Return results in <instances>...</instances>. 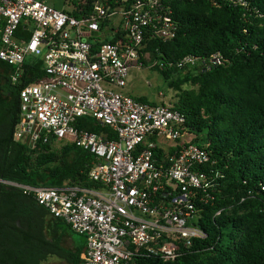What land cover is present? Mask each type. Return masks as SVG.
I'll use <instances>...</instances> for the list:
<instances>
[{"label":"built area","instance_id":"2783aa9c","mask_svg":"<svg viewBox=\"0 0 264 264\" xmlns=\"http://www.w3.org/2000/svg\"><path fill=\"white\" fill-rule=\"evenodd\" d=\"M113 1L98 0L90 16L76 19L42 0H0V61L10 67L12 84L23 78L26 61H40L44 72L19 93L13 140L31 150L74 144L94 157L89 180L98 187L0 184L31 196L84 237L82 264H136L148 256L172 262L193 240L206 238L192 224L199 218L193 200L211 187L200 169L211 159L181 134L182 113L122 93L130 70L140 65L147 29L164 41L175 37L161 0H133L111 10ZM120 33L122 41H103ZM221 63L219 53L201 60L189 55L176 67L206 71ZM82 117L97 120L116 139L77 128Z\"/></svg>","mask_w":264,"mask_h":264},{"label":"trees","instance_id":"16d2710c","mask_svg":"<svg viewBox=\"0 0 264 264\" xmlns=\"http://www.w3.org/2000/svg\"><path fill=\"white\" fill-rule=\"evenodd\" d=\"M97 1L65 0L71 10L63 12L83 19ZM132 1L115 0L111 10L128 8ZM161 2L176 34L164 41L148 28L139 49V68L157 72L176 92L171 106L185 117L180 132L208 151L211 162L200 169L211 187L193 200L199 218L192 224L206 238L193 240L172 262L148 256L138 257L136 264H264V0ZM103 41H122L121 33ZM91 45L97 48L99 43ZM215 53L222 63L209 70L176 67L185 56L201 60ZM10 72L0 61V180L31 187L97 188L89 180L95 161L90 153L69 143L39 144L31 150L13 140L19 93L44 72L38 60L26 61L23 78L14 84ZM75 126L116 139L92 118H79ZM201 196L209 199L200 202ZM49 218L34 198L0 184V264H42L49 257L82 264L84 243L71 250L61 245L62 236L47 238ZM64 232L75 235L66 225Z\"/></svg>","mask_w":264,"mask_h":264},{"label":"rangeland","instance_id":"374dc122","mask_svg":"<svg viewBox=\"0 0 264 264\" xmlns=\"http://www.w3.org/2000/svg\"><path fill=\"white\" fill-rule=\"evenodd\" d=\"M46 5L54 8L58 11L70 12L71 7L65 4V0H42ZM133 93L134 96L137 97H145L148 102L154 103H163L166 105H172L175 101V91L169 88L161 78V76L155 72L150 70L149 68L141 69L139 67H134L130 70L127 86L123 90V94L127 95V93ZM188 139L192 136H188ZM57 221L49 218L46 224L45 234L47 238H55L59 234L62 235L61 245L65 248L74 250L72 245V241L69 236L65 233L62 234L60 229L57 227ZM77 239H80V235H74ZM42 264H66L62 260H58L57 258H49L47 261Z\"/></svg>","mask_w":264,"mask_h":264},{"label":"crops","instance_id":"0c3cea01","mask_svg":"<svg viewBox=\"0 0 264 264\" xmlns=\"http://www.w3.org/2000/svg\"><path fill=\"white\" fill-rule=\"evenodd\" d=\"M127 95H130V96H132L133 98H136L137 96H134L133 95V93H131V92H129V93H127ZM51 218V217H50ZM54 220V219H53ZM55 221H57V220H55ZM58 223H57V227L60 229V231L62 232V234H65V232H64V229H65V224L63 223V222H60V221H57ZM67 226V225H66ZM68 227V226H67ZM70 232H72V231H70ZM73 233V232H72ZM68 236H69V238L71 239V241H72V245H73V247H74V249L76 248V247H78V246H80V244H82V243H84V245H85V240H84V237H82V236H80L81 238L80 239H77L74 235H69L70 233L69 232H67L66 233ZM74 234V233H73ZM76 235V234H75ZM58 236H62L61 234H59ZM83 250H84V248H83ZM82 255V254H81ZM49 258H56V257H49ZM48 258V259H49ZM47 259V260H48ZM58 259V258H57ZM46 260V261H47ZM58 260H60V259H58ZM63 261V260H62Z\"/></svg>","mask_w":264,"mask_h":264}]
</instances>
